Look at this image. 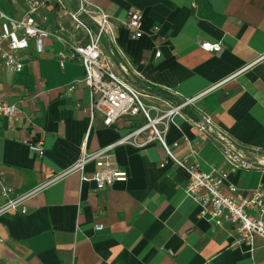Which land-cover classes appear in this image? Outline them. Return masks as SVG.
Segmentation results:
<instances>
[{
    "label": "crops",
    "instance_id": "1",
    "mask_svg": "<svg viewBox=\"0 0 264 264\" xmlns=\"http://www.w3.org/2000/svg\"><path fill=\"white\" fill-rule=\"evenodd\" d=\"M8 1L12 11L5 13L20 17L28 0ZM52 1L40 10L51 26L63 18ZM87 1L109 15L111 35L103 49L112 48L118 58L114 40L131 62L132 80L164 90L179 103L194 98L188 107L198 122L208 117L219 135L264 154V0ZM130 7L143 14L136 39L123 25ZM201 42L219 43L221 50L204 51ZM62 51L60 43L46 40L38 54L30 42L19 53L20 72L0 71L3 100L15 105L19 116L13 127L0 117V174L18 192L71 167L85 139L86 150L93 152L143 121L121 118L103 126L91 109V89L75 84L84 77L82 64L69 59L60 65ZM182 114L165 134L176 157L189 154L205 173L228 170L226 183L246 192L264 184V171L225 166L215 132H201L195 119L183 109ZM27 139L41 142V155L29 149ZM112 153L125 181L97 190L89 162L87 180L79 172L61 176L27 201L26 213L1 215L0 264H264V240L235 244L230 224L217 226L201 216L185 192L187 173L157 142L122 143Z\"/></svg>",
    "mask_w": 264,
    "mask_h": 264
},
{
    "label": "built area",
    "instance_id": "2",
    "mask_svg": "<svg viewBox=\"0 0 264 264\" xmlns=\"http://www.w3.org/2000/svg\"><path fill=\"white\" fill-rule=\"evenodd\" d=\"M49 1L28 0L20 17L9 16L0 9V71L20 72L24 64L19 53L26 50L30 42L38 54L43 52L46 40L58 42L63 46V51L57 55L60 65L69 59L82 64L84 77L75 84L83 82L91 89V109L99 112L103 126L111 127L121 118L140 117L143 122L115 143L93 152L86 150L85 139L79 158L71 167L28 191L18 192L6 185L0 174V216L15 212L26 213L27 201L61 176L79 172L81 180H87L84 167L89 162L94 165L89 179L94 182L97 190L110 187L116 181H125L127 174L116 166L113 148L122 143L142 146L157 142L164 149L167 159L187 173L185 192L200 206L201 216L207 217L217 226H222L225 222L230 224L231 232L235 234V244L252 246L257 239L264 240V184H259L251 192L239 189L226 183L228 170L202 172L195 162L188 160L189 154L176 157L165 141L169 122L175 116H183L182 109L192 104L194 98L173 105L147 88L135 84L129 74L130 71L133 72L131 62L113 39L118 58L112 48L103 51L101 41L111 35L109 15L103 10L89 4L87 0H77L69 12L65 11L62 0H53L54 7L62 16L69 17V25L67 27L64 20L56 19L51 26L48 16L40 14V10ZM142 18L143 14L138 8L130 7L127 10L123 25L131 39L142 35ZM87 20L94 26L89 27ZM199 46L207 52L217 53L221 50L219 43L201 42ZM159 55V52H155L156 57ZM140 83L147 84L143 81ZM0 117L6 119L9 127H13L14 121L19 118L17 107L6 103L1 92ZM192 123L203 133L212 135L215 132L208 117H204L201 122L192 120ZM214 134L225 166L231 170L264 171V154L251 152L216 132ZM25 143L34 153L42 154L41 142L27 139ZM164 164L162 162L160 167ZM101 228V225L95 226V229Z\"/></svg>",
    "mask_w": 264,
    "mask_h": 264
},
{
    "label": "trees",
    "instance_id": "3",
    "mask_svg": "<svg viewBox=\"0 0 264 264\" xmlns=\"http://www.w3.org/2000/svg\"><path fill=\"white\" fill-rule=\"evenodd\" d=\"M87 25H88L89 27L94 26V25H93L92 23H90L88 20H87ZM134 82H135V84H137V85H139V86L141 85V86H143L144 88H147L151 93H153V94H155V95L161 97L162 99H165V100H173L174 103H175V102H176V103H179V102H180L179 99L174 98L173 96L169 95V94H168L166 91H164V90H161V89H159V88L153 87V86H151V85H149V84H141L138 80H135ZM183 112H185L186 114H188L189 116H191L193 119L196 120V118H195L196 113H195L191 108H189L188 106H186V107L183 108ZM196 121H197V120H196ZM31 141L34 142V140H31Z\"/></svg>",
    "mask_w": 264,
    "mask_h": 264
},
{
    "label": "rangeland",
    "instance_id": "4",
    "mask_svg": "<svg viewBox=\"0 0 264 264\" xmlns=\"http://www.w3.org/2000/svg\"><path fill=\"white\" fill-rule=\"evenodd\" d=\"M62 2L64 3V6H65V8H66V10L65 11H69V12H71L72 11V0H62ZM9 3H11L12 4V2L11 1H8V2H6V0H0V9L1 8H3V9H1V10H3L4 12H6V13H10L11 11H12V8L11 9H9V7H8V5H9ZM59 14H60V16H61V18H62V20L64 19H66V21H64L65 22V25H67V27H68V25H69V23H68V20H69V17L68 16H62V13L61 12H58ZM103 41H104V39H102V41H101V46H102V48H103ZM103 51L105 52V50L103 49ZM143 122V121H142Z\"/></svg>",
    "mask_w": 264,
    "mask_h": 264
},
{
    "label": "water",
    "instance_id": "5",
    "mask_svg": "<svg viewBox=\"0 0 264 264\" xmlns=\"http://www.w3.org/2000/svg\"><path fill=\"white\" fill-rule=\"evenodd\" d=\"M204 120V118H202V121Z\"/></svg>",
    "mask_w": 264,
    "mask_h": 264
}]
</instances>
